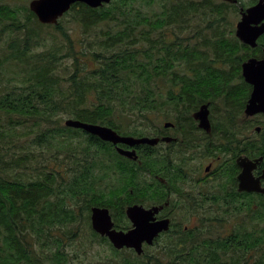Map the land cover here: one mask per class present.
Returning a JSON list of instances; mask_svg holds the SVG:
<instances>
[{
	"label": "trees",
	"instance_id": "1",
	"mask_svg": "<svg viewBox=\"0 0 264 264\" xmlns=\"http://www.w3.org/2000/svg\"><path fill=\"white\" fill-rule=\"evenodd\" d=\"M160 1L162 11L154 18L140 7L156 0H112L97 8L73 4L59 20L71 15L87 35L101 24L108 27L100 29L101 35L80 38L75 47L61 22L42 24L28 7L20 18L16 0H0V264H68L73 257L51 230L66 222L80 227L84 209L90 213L94 205L115 210L111 195L118 190L103 184L101 174L113 165V144L65 121L63 125V116L141 137L158 129L157 113L166 118L170 112L188 114L211 101L218 108L215 129H224L225 138L237 135L245 83H230L229 71L218 65L238 58L232 64L239 67L241 62L235 52L238 41L226 37L224 7L211 0ZM52 27L56 31L50 35L60 42L39 48L43 28ZM150 61L155 62L153 74ZM181 64L180 72L176 67ZM7 72L12 75L3 82ZM116 111L123 115L120 124L128 122L126 128L116 125ZM261 134L264 140V128ZM148 161L156 174L160 162L153 157ZM105 173L108 177L109 169ZM148 184L136 182L128 192L149 191ZM153 185L156 191L157 181ZM238 232L237 225L235 235L213 239L200 229L186 250L194 264H224V243L228 239L233 242L229 248L237 249ZM245 232L247 241L258 239L256 230L245 226ZM66 235L77 238L72 229ZM261 250L256 261L238 264H264L263 244ZM115 252L124 254L113 264H177L184 250L176 241L154 253L146 248L142 255L133 249ZM162 252L163 258L158 255Z\"/></svg>",
	"mask_w": 264,
	"mask_h": 264
},
{
	"label": "flooded vegetation",
	"instance_id": "2",
	"mask_svg": "<svg viewBox=\"0 0 264 264\" xmlns=\"http://www.w3.org/2000/svg\"><path fill=\"white\" fill-rule=\"evenodd\" d=\"M259 1H210L224 7L228 26L233 23L231 18H237L234 29L228 28L229 32L226 37L236 38L238 41L235 42L237 43L235 52L239 53L240 66H236L238 58L230 60L229 64H221L219 63L221 60L218 61L219 66L229 71L230 83H245V88L240 93L241 96H245L243 116L242 120L238 121L239 129L234 130L237 135L233 138H225L224 129H215L213 116L218 108L214 110V104L211 101H207L201 103L191 113L177 114L175 120L171 119L172 126H162V128L158 129L153 135V137L160 139L157 145L140 144L130 146L124 143H112L113 158H126L136 161V165L133 168V164L127 161L118 162L117 160L118 167L113 170V175L116 179L121 176L120 173L125 179L122 185L116 187L118 192H114L111 195L115 205V210L109 208L114 221L113 227L124 231H128L133 227V223L127 216V208L131 205H143L146 209H150L153 206H163L154 215V218L155 220L170 218V229L160 233L153 245L145 243L144 249L156 246L159 239L163 237L174 235L179 242V248L184 250L176 258V261L179 262L177 264H194L191 252L186 250V248L192 247L201 229L198 223L183 225L181 221H176L177 211H187L191 216H200L210 212L215 207L223 206L225 215L231 217L228 223V232L224 233L223 237L228 238L230 235H235V227L237 225L239 227V232L236 234V237L239 238L237 253L236 255L232 254V249L229 246L233 242L227 239L224 243L225 250L223 255L229 256V258L224 264H238L245 259L251 262L253 257L262 253L261 245H264V239L260 236L264 234V192L258 189V181L260 188H264V178L262 177L264 172V155L262 154L264 140L261 134L264 128V112L260 111L253 115L245 113L254 85L246 79L243 65L251 59L255 61L264 59V33L259 35L254 44L242 41L236 33L237 25L242 20L244 13H247L249 8L257 5ZM263 22L264 19L259 24ZM234 61L236 64H232ZM203 104H208L210 110L211 129L209 130L200 127V122L196 117L197 111ZM178 119L185 122H177ZM187 120L190 121V125ZM182 125L186 126V128H182ZM188 126L190 128H187ZM118 133L126 136L131 135L126 132ZM167 137L171 139L166 140L165 138ZM118 148L135 150L138 158L133 159L122 155L119 153ZM141 154L145 159L140 158ZM150 157L156 158L160 162L156 174H153L154 170L147 166ZM157 158H160L161 161ZM241 158H248L256 163V166L251 171L250 183L244 189L240 188L239 179V175L244 172V167L239 163ZM144 167H147L146 171H144ZM128 170L132 172L131 176L129 174L128 176L125 175ZM139 173L150 177L151 180L147 186L149 191L135 193L131 190V192L126 193L128 186L130 187L137 182L136 175ZM156 181L158 189L154 191L155 187L153 184ZM91 213L90 211L92 226ZM245 223L253 226L252 229L256 230L258 236L256 241H247L245 239ZM111 245L113 247L112 243ZM231 258L235 260L234 263ZM110 263L113 264V257Z\"/></svg>",
	"mask_w": 264,
	"mask_h": 264
},
{
	"label": "water",
	"instance_id": "3",
	"mask_svg": "<svg viewBox=\"0 0 264 264\" xmlns=\"http://www.w3.org/2000/svg\"><path fill=\"white\" fill-rule=\"evenodd\" d=\"M111 1L112 0H31L29 9L35 13L40 23L55 25L59 22V19L71 9L72 5L77 2L97 8ZM262 19H264V0H260L257 5L249 8L247 13H244L242 20L237 25V36L244 42L254 44L259 35L264 33V22L259 24ZM243 71L246 79L254 85V90L246 106L245 113L247 115H253L260 111L264 112V59L261 61L251 59L245 62ZM209 113L208 104H203L196 113V117L200 122V127L207 130L211 129ZM65 124L69 127L83 129L89 134L96 135L104 141L115 144L124 143L130 146L148 144L154 146L160 141L158 137L120 135L110 126L83 122L74 118H67ZM164 125L165 127H169L172 126L173 123L165 122ZM165 139L170 140L171 138L167 137ZM118 149L119 153L122 155L133 159L138 158L135 150ZM239 163L244 167V172L239 175L240 188L244 189L250 183L251 171L256 166V163L250 161L248 158L239 159ZM262 177L264 178V172ZM258 189L264 192V188H260L259 186V181ZM162 208L163 206H153L150 209H146L143 205L129 206L127 208V216L133 223V227L128 231H124L117 230L113 227L114 221L108 207L93 206L91 208L92 227L98 234L107 237L115 249H133L138 255H141L145 251V243L153 245L160 233L170 229V218L160 220H155L154 218V215Z\"/></svg>",
	"mask_w": 264,
	"mask_h": 264
},
{
	"label": "rangeland",
	"instance_id": "4",
	"mask_svg": "<svg viewBox=\"0 0 264 264\" xmlns=\"http://www.w3.org/2000/svg\"><path fill=\"white\" fill-rule=\"evenodd\" d=\"M30 1L31 0H16V7L20 10V15H21L20 18H24L22 15L25 13L24 12L25 8L26 7L29 8ZM162 7H163L162 2L160 1V4H159V0H156V2L150 3L148 5H144V6L142 5V7H140V8L142 10V13L145 12V13H147V15L154 18L155 13H161ZM231 20L233 21V23L229 24L228 28L234 29L235 22H236L237 18H231ZM59 22H61L64 29L66 31H68L69 32L68 34L74 39L73 43L75 44V47H79L80 38H84V37L93 38L96 34L101 35L103 28L104 29L108 28L106 26V24H101L100 27H98L96 31H92L87 35V34L83 33L82 28L73 20L71 15L65 16V18H63V21L61 19V20H59ZM35 28H38V27H35ZM101 28H102V30L100 32ZM54 31H56V30L53 27L52 28H43L42 45L38 46L39 48H43L44 47L43 44H45L47 47H51L52 45L56 44L57 42H60L59 38H55L54 36L50 35V33H54ZM192 34H187V35H192ZM154 65H155L154 61L153 62L150 61V63L148 64V66H149L148 70L152 74L154 73ZM176 69H178V71L181 72L182 69L184 70V65L181 64V65H179V67H176ZM10 75H12V74L7 72L5 74V76L2 78L3 82H5L7 77ZM0 83H1V81H0ZM159 84H160V82H159ZM170 114H172V115H170V118H166V115H167L166 113L160 112V113L156 114V117L158 119H160V121L157 123V124H159L158 129L162 128V126H165L164 125L165 122H171L172 118L174 120L177 118V114H175L174 112H170ZM122 117H123V115H119L117 113V111L115 112L114 120L116 121V125L121 127V128H123V127L126 128L128 122H125L124 124L119 123V121L121 120ZM67 118H69V117L63 116V118L61 120L63 125H64V121ZM158 129L154 128V127L150 128V131L147 133L146 136L153 137L154 133L157 132ZM173 130L175 131V129H173ZM126 131H128V130H126ZM83 139H84V137H83ZM113 154H114V152H113ZM105 157H107V156L105 155ZM157 159H159L161 161L160 158H157ZM117 160H118V162H121V161L125 162V160L113 158V165H111V167L105 168L101 172L102 176L104 177L103 184H107L108 186H112V188H115L119 185H122L123 181L125 180V179H123V176L121 173H120L121 176H119V178H117V179L113 175V171L111 169H113V170L115 168L117 169V167H118V164L116 163ZM50 167H55V166H50ZM122 167H124V166H122ZM107 169H109V173H110V175L108 177H107V173H105V171ZM150 180H151L150 177H148V175H146V174L141 175L139 173L136 175V181L139 184H140V182L150 181ZM129 189H130V187L128 186V188L125 192L127 193L129 191ZM67 202L73 203V201L70 199H67ZM76 211L80 216L81 215V208L76 209ZM83 213L85 215V219L82 218V221L81 222L79 221L80 227L79 226L72 227L69 224V222H66V226L62 227L60 230L59 229H54L55 231L51 230V232H53V234L55 236L62 239V241L64 243L63 248L65 249V252L70 257H73V259H70L68 264H107V263L111 264L110 262H111L112 257H113V261H115L116 259L122 258L123 257L122 255L124 254V252H121L120 255L116 254V252H115L116 249L114 247H112L110 242L101 240L98 236L93 235V233L95 231L93 230V228L91 226L89 210L84 209ZM176 215H177L176 221H181V223L183 225L184 224L194 225V224L198 223L200 225L199 228H201L202 232L209 234L208 237L213 238V239H216L219 234H221L223 237V234L228 232V223H229V220L231 219L230 216L225 215L223 206L215 207L210 212H208L204 215H200V216H191L188 214L187 211H177ZM245 220H246V218H245ZM206 221H208V222H206ZM245 226L249 230H252V228H253V226L247 225L246 223H245ZM71 229L74 232L75 231L77 232V238L75 236L69 238L66 235V232L71 230ZM176 241H177V238L174 235H168L166 237L159 239L156 246L146 247V249H148V253H154L157 250L165 248L166 244H170L171 242L175 243ZM254 251H256V250L254 249ZM254 251H252V252H254ZM236 253H237V249H232V254L236 255ZM219 254H221V252ZM158 255L163 258L165 256V252L158 253ZM261 255H262V253L260 255H256L255 257H253L251 262L256 261L258 258H260ZM220 256L224 260V262L228 261L229 256H225L223 254H221ZM234 261H233V263H234Z\"/></svg>",
	"mask_w": 264,
	"mask_h": 264
}]
</instances>
